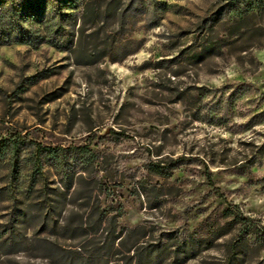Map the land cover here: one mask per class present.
I'll return each mask as SVG.
<instances>
[{"label": "rangeland", "instance_id": "obj_1", "mask_svg": "<svg viewBox=\"0 0 264 264\" xmlns=\"http://www.w3.org/2000/svg\"><path fill=\"white\" fill-rule=\"evenodd\" d=\"M225 1L85 0L70 47L0 43V264H264V11Z\"/></svg>", "mask_w": 264, "mask_h": 264}, {"label": "trees", "instance_id": "obj_2", "mask_svg": "<svg viewBox=\"0 0 264 264\" xmlns=\"http://www.w3.org/2000/svg\"><path fill=\"white\" fill-rule=\"evenodd\" d=\"M83 5H86L85 0H0V43L37 46L48 41L59 47H70L79 16L76 9ZM126 7L139 8V0H128ZM263 11L264 0H226L216 11L215 19L227 12L244 19ZM33 22L45 25L49 29L48 36L28 26L27 23ZM50 149L54 151L56 147ZM151 167L156 173H165V166L160 162L151 163Z\"/></svg>", "mask_w": 264, "mask_h": 264}]
</instances>
